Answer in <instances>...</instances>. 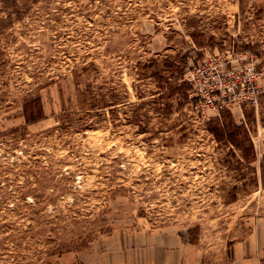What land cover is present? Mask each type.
<instances>
[{
	"label": "rangeland",
	"instance_id": "rangeland-1",
	"mask_svg": "<svg viewBox=\"0 0 264 264\" xmlns=\"http://www.w3.org/2000/svg\"><path fill=\"white\" fill-rule=\"evenodd\" d=\"M252 98L253 173L205 126ZM263 156L264 0H0V264H151L173 235L264 264Z\"/></svg>",
	"mask_w": 264,
	"mask_h": 264
},
{
	"label": "trees",
	"instance_id": "trees-1",
	"mask_svg": "<svg viewBox=\"0 0 264 264\" xmlns=\"http://www.w3.org/2000/svg\"><path fill=\"white\" fill-rule=\"evenodd\" d=\"M17 14L19 13L17 12ZM183 73V71L177 73L176 69H170L168 73H154L160 88L158 99L169 101L173 98L184 99L187 97V91L191 89V87L186 81L180 80V77H183ZM79 94L83 95V101L79 99V102L88 101L83 91H80ZM91 96L92 99L89 100L88 105L90 108L94 109L99 102L94 99L95 97H93V95ZM104 102L105 101L100 102L101 106H105ZM170 105L171 103L166 102L162 107L158 108L163 110V112H168L166 109L167 106ZM22 115L27 124L36 122L44 117V109L39 95L30 96L25 99L22 105ZM243 115L244 120L237 122L229 110L221 108L217 115L209 117L205 121V126L206 130L212 135L216 142L229 148L227 154L234 158L237 164H246L248 171L253 173L254 168L249 166V164L257 158V153L251 137V133L254 131L252 127L254 119L253 106L248 107L247 110L244 109ZM225 162L228 165L231 164L228 159H225ZM231 166L233 169L240 170V168L238 169L239 165L231 164ZM255 181V175H250L249 183H254ZM236 198L237 195L233 192L229 200L233 201Z\"/></svg>",
	"mask_w": 264,
	"mask_h": 264
},
{
	"label": "crops",
	"instance_id": "crops-1",
	"mask_svg": "<svg viewBox=\"0 0 264 264\" xmlns=\"http://www.w3.org/2000/svg\"><path fill=\"white\" fill-rule=\"evenodd\" d=\"M158 257H153L151 264H200L201 255L196 247L186 243L179 236H171L157 241L154 247ZM159 251V252H158Z\"/></svg>",
	"mask_w": 264,
	"mask_h": 264
},
{
	"label": "built area",
	"instance_id": "built-area-1",
	"mask_svg": "<svg viewBox=\"0 0 264 264\" xmlns=\"http://www.w3.org/2000/svg\"><path fill=\"white\" fill-rule=\"evenodd\" d=\"M210 101V100H208ZM246 103H248L250 106H256L257 105V99L252 98L249 101H247ZM217 106H219V108H222V106H220V104H218Z\"/></svg>",
	"mask_w": 264,
	"mask_h": 264
}]
</instances>
